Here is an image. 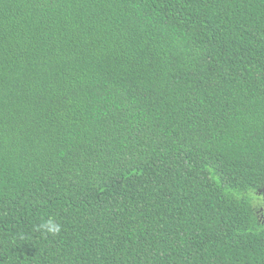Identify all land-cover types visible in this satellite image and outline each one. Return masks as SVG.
<instances>
[{
    "label": "trees",
    "instance_id": "16d2710c",
    "mask_svg": "<svg viewBox=\"0 0 264 264\" xmlns=\"http://www.w3.org/2000/svg\"><path fill=\"white\" fill-rule=\"evenodd\" d=\"M0 264H264V0H0Z\"/></svg>",
    "mask_w": 264,
    "mask_h": 264
},
{
    "label": "clouds",
    "instance_id": "9594fccd",
    "mask_svg": "<svg viewBox=\"0 0 264 264\" xmlns=\"http://www.w3.org/2000/svg\"><path fill=\"white\" fill-rule=\"evenodd\" d=\"M38 228L46 235L56 236L61 232L62 225L55 217L49 216L47 220L38 225Z\"/></svg>",
    "mask_w": 264,
    "mask_h": 264
},
{
    "label": "rangeland",
    "instance_id": "374dc122",
    "mask_svg": "<svg viewBox=\"0 0 264 264\" xmlns=\"http://www.w3.org/2000/svg\"><path fill=\"white\" fill-rule=\"evenodd\" d=\"M262 217V216H261Z\"/></svg>",
    "mask_w": 264,
    "mask_h": 264
}]
</instances>
